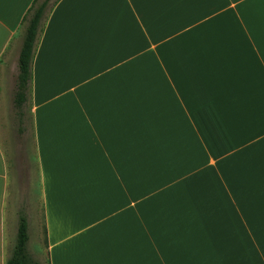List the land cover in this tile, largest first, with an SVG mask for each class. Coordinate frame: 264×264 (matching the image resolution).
<instances>
[{
	"label": "crops",
	"instance_id": "1",
	"mask_svg": "<svg viewBox=\"0 0 264 264\" xmlns=\"http://www.w3.org/2000/svg\"><path fill=\"white\" fill-rule=\"evenodd\" d=\"M28 84L37 264H264V0H53ZM9 185L0 142V264Z\"/></svg>",
	"mask_w": 264,
	"mask_h": 264
},
{
	"label": "rangeland",
	"instance_id": "2",
	"mask_svg": "<svg viewBox=\"0 0 264 264\" xmlns=\"http://www.w3.org/2000/svg\"><path fill=\"white\" fill-rule=\"evenodd\" d=\"M41 1L42 0H38L36 4ZM52 2L53 0L47 1L44 15ZM25 26L26 21H24L22 25L24 28L23 31H25ZM23 31L19 32L18 37L24 35ZM2 91L3 93H1V96H4V99L3 102L0 103V142L4 148L10 169V188L8 191L7 210L5 215L6 242L8 244L6 254H8L9 258L13 252L19 219L21 216H24L28 219V240L26 242L25 251L27 256L33 262H36L35 253L37 247L31 246L36 241V231L38 230L36 211L40 210L41 206L37 184L36 163L30 136L31 123L28 103L29 84L27 82L21 89L23 93V101L21 104L15 102L18 91L17 75L11 92L8 94V88H4ZM14 143L17 146L16 148L11 145ZM40 234L41 236L39 238L43 240V232Z\"/></svg>",
	"mask_w": 264,
	"mask_h": 264
},
{
	"label": "trees",
	"instance_id": "3",
	"mask_svg": "<svg viewBox=\"0 0 264 264\" xmlns=\"http://www.w3.org/2000/svg\"><path fill=\"white\" fill-rule=\"evenodd\" d=\"M48 0H42L35 4L28 16L24 19L26 21L25 31L18 55V73H17V94L15 102L21 104L23 101V93L21 89L25 86L30 78V66L33 55V47L35 39L40 27V22L44 16ZM27 222L24 216H21L17 226L16 241L11 256L7 259L5 264H37L33 262L26 254Z\"/></svg>",
	"mask_w": 264,
	"mask_h": 264
}]
</instances>
